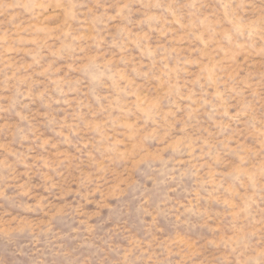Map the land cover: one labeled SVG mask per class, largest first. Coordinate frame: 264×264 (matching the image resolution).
I'll return each instance as SVG.
<instances>
[{
  "label": "rangeland",
  "instance_id": "1",
  "mask_svg": "<svg viewBox=\"0 0 264 264\" xmlns=\"http://www.w3.org/2000/svg\"><path fill=\"white\" fill-rule=\"evenodd\" d=\"M0 264H264V0H0Z\"/></svg>",
  "mask_w": 264,
  "mask_h": 264
}]
</instances>
